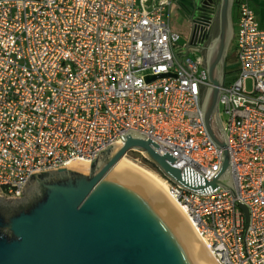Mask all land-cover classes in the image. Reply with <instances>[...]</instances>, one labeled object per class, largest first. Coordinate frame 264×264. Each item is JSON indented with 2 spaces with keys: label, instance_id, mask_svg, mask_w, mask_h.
<instances>
[{
  "label": "built area",
  "instance_id": "obj_1",
  "mask_svg": "<svg viewBox=\"0 0 264 264\" xmlns=\"http://www.w3.org/2000/svg\"><path fill=\"white\" fill-rule=\"evenodd\" d=\"M233 13L238 69L226 73L219 116L235 194L207 185L223 161L203 116L211 83L172 29L170 0H0L1 196L21 200L35 173L90 170L138 133L186 175L170 193L214 260L264 264V27L248 0Z\"/></svg>",
  "mask_w": 264,
  "mask_h": 264
},
{
  "label": "water",
  "instance_id": "obj_2",
  "mask_svg": "<svg viewBox=\"0 0 264 264\" xmlns=\"http://www.w3.org/2000/svg\"><path fill=\"white\" fill-rule=\"evenodd\" d=\"M233 5L234 0H221L219 34L206 55L211 87L203 116L212 142L223 150L221 170L207 185L235 194L219 116L234 37ZM158 148L131 132L124 144L101 150L90 170L35 173L22 187L25 198L0 196V264H216L171 199L146 177L118 165L130 152L144 153L168 182L188 185L186 175L174 167L176 160Z\"/></svg>",
  "mask_w": 264,
  "mask_h": 264
},
{
  "label": "flooded vegetation",
  "instance_id": "obj_3",
  "mask_svg": "<svg viewBox=\"0 0 264 264\" xmlns=\"http://www.w3.org/2000/svg\"><path fill=\"white\" fill-rule=\"evenodd\" d=\"M170 1L172 5V14L177 12L190 28L187 43L190 52L199 53L205 60L208 49L219 34L221 0ZM235 32L236 30L234 27L233 40L235 38Z\"/></svg>",
  "mask_w": 264,
  "mask_h": 264
},
{
  "label": "rangeland",
  "instance_id": "obj_4",
  "mask_svg": "<svg viewBox=\"0 0 264 264\" xmlns=\"http://www.w3.org/2000/svg\"><path fill=\"white\" fill-rule=\"evenodd\" d=\"M262 6H260V13L258 15V19L259 21L264 24V1L261 3ZM232 21L235 27V30L237 29V17L236 14H232ZM171 26L172 29L174 31H176L180 37H181V42L180 45H187L188 43V38H189V33H190V28L189 26L186 24V22H184L183 18L177 13L174 12L171 16ZM189 57L193 58V59H199L202 58V56L199 53H195V52H190L188 54ZM226 64L231 65L229 68V72H234L232 73L233 75L235 74V72H237V62H236V55H235V40L232 41L230 48L228 50V55L226 58ZM231 74V75H232ZM252 81H248L247 82V88L248 90H252ZM223 120H226V116L223 115L222 116ZM129 161H131L132 163H135L136 165L144 168L145 170L153 173L154 175H156L157 177H159L161 180L165 181L168 185L170 184V182H168L161 173H159V171L157 170V168H154L152 165L146 164L143 161V158H146V155H142L140 153L137 152H130L128 154V156L126 157ZM1 196V194H0ZM26 197V195L24 196V198ZM3 199H6L3 197Z\"/></svg>",
  "mask_w": 264,
  "mask_h": 264
},
{
  "label": "bare ground",
  "instance_id": "obj_5",
  "mask_svg": "<svg viewBox=\"0 0 264 264\" xmlns=\"http://www.w3.org/2000/svg\"><path fill=\"white\" fill-rule=\"evenodd\" d=\"M118 165L128 167V168L132 169L133 171H135V172L141 174L142 176L146 177L147 179L152 181L154 184H156L171 199V201L175 204V206L183 214V216L185 217V219L188 221L189 225L191 226L192 230L194 231V233L196 234V236L198 237V239L200 240L202 245L205 247L204 241H202V239H201L200 235L198 234L197 230L195 229L194 225L192 224V222H190L189 218L186 216V214L184 213L181 206L171 196L169 186L165 181L161 180L159 177H157L153 173L145 170L144 168L136 165L135 163H132L126 157L124 159H122V161ZM70 167H78V168L88 169V164H86L85 162H73L70 164ZM205 249H206V247H205ZM207 252L209 253L208 250H207ZM209 255L214 260V258L212 257V255L210 253H209ZM214 262L216 264H218L215 260H214Z\"/></svg>",
  "mask_w": 264,
  "mask_h": 264
},
{
  "label": "crops",
  "instance_id": "obj_6",
  "mask_svg": "<svg viewBox=\"0 0 264 264\" xmlns=\"http://www.w3.org/2000/svg\"><path fill=\"white\" fill-rule=\"evenodd\" d=\"M161 2H166L167 0H160ZM264 0H248L249 5L254 9V11L256 12V15L258 17L259 13H260V6L261 3ZM259 18V17H258ZM259 20V19H258ZM260 22V21H259ZM262 24V23H261ZM262 26L264 27V24H262Z\"/></svg>",
  "mask_w": 264,
  "mask_h": 264
},
{
  "label": "trees",
  "instance_id": "obj_7",
  "mask_svg": "<svg viewBox=\"0 0 264 264\" xmlns=\"http://www.w3.org/2000/svg\"><path fill=\"white\" fill-rule=\"evenodd\" d=\"M226 66H227V73H229V74L234 73V72H229V71H228L231 65L226 64ZM235 74H236V72H235ZM205 94H206V93H204V97H205ZM143 161H144L146 164L152 165L154 168H156V167H155V166H154L149 160H147L146 158H143ZM159 173H160V172H159ZM162 176H163V175H162ZM163 177H164V176H163Z\"/></svg>",
  "mask_w": 264,
  "mask_h": 264
}]
</instances>
